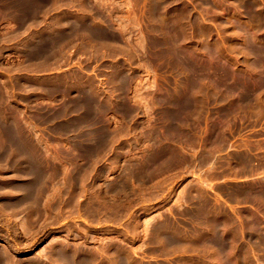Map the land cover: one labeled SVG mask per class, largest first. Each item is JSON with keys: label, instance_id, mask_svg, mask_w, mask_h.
Here are the masks:
<instances>
[{"label": "rangeland", "instance_id": "rangeland-1", "mask_svg": "<svg viewBox=\"0 0 264 264\" xmlns=\"http://www.w3.org/2000/svg\"><path fill=\"white\" fill-rule=\"evenodd\" d=\"M87 1L99 13L77 7L75 0L72 5L67 0H0V264H75L70 255L81 261L89 256L92 264H224L213 259V242L209 243L213 200L229 214L219 217L221 229L217 227L229 239L227 249L233 248L235 256L247 252L249 261L242 260L243 264H263L264 198L257 190L264 180V113L254 119L241 115L240 107L246 101L264 103V0ZM62 14L87 18L107 29L109 43L118 47L116 55L113 51L93 55L74 42L63 48V39L55 32L63 25ZM173 21L178 28L167 30L166 23ZM114 62L125 70L121 94L111 76ZM75 73L92 78L98 84L97 97L110 108L98 105L96 111L86 113L79 91L67 94L53 87L72 80ZM73 98L79 100L74 107L70 105ZM221 102L230 118L228 126L220 121L226 126L228 144L219 154L230 159L233 151L243 149L254 169L242 170L241 164H235L234 172L215 178L213 169L222 166L213 167L212 129ZM171 107H183L182 115L189 117L178 118L177 128H171L166 117ZM187 129H192L189 137ZM161 142L174 153L168 168L154 172L142 184L128 179L117 190L110 189L114 180L127 174L125 167L136 166L135 162L140 167L150 150L158 155ZM204 153L211 156L200 163ZM30 179L35 182L31 184ZM243 185L249 190L237 197L235 190ZM191 192L197 201L191 202ZM202 201L205 204L198 206ZM202 207L207 216L199 215ZM186 211L190 222L178 218H187ZM251 212L256 213V226ZM208 215L210 224L204 222ZM166 216L175 222L166 232L194 237L187 250L197 255L165 249L157 224ZM120 253L122 258L117 260Z\"/></svg>", "mask_w": 264, "mask_h": 264}, {"label": "bare ground", "instance_id": "bare-ground-1", "mask_svg": "<svg viewBox=\"0 0 264 264\" xmlns=\"http://www.w3.org/2000/svg\"><path fill=\"white\" fill-rule=\"evenodd\" d=\"M156 1V0H155ZM60 2V1H59ZM137 2V1H136ZM46 3V2H45ZM60 3H62V2H60ZM59 3V4H60ZM67 5H72L73 3H74V0H67ZM130 3V2H129ZM65 4V3H64ZM92 4L93 3H91V5H90V2H89V4H88V1L87 0H79V1H77V0H75V3H74V5H76L77 7H79V8H82L83 6H85V8L86 7H89L88 9H90V10H94V11H97L94 7L95 6H92ZM5 5V4H4ZM33 7V6H32ZM68 7V6H67ZM73 7V6H72ZM35 8V7H34ZM76 8V7H75ZM92 8H94V9H92ZM37 9V8H36ZM41 9V8H40ZM48 9V8H47ZM51 9V8H50ZM78 9V8H77ZM84 9V8H83ZM42 10V9H41ZM81 10V9H80ZM79 10V11H80ZM100 9H98V11H99ZM148 10H150V9H148ZM21 11V10H20ZM84 11V10H83ZM89 11V10H88ZM87 11V12H88ZM97 11V12H98ZM105 11V10H104ZM9 12H11V11H9ZM33 12V11H32ZM50 12V11H49ZM81 12V11H80ZM85 12V11H84ZM83 12V13H84ZM90 12V11H89ZM146 12V11H145ZM144 12V13H145ZM151 12V11H150ZM38 13V12H37ZM43 13V12H42ZM75 13V12H74ZM95 14V12H92V14ZM99 13V12H98ZM160 12H158V15H160L159 14ZM40 14V13H39ZM71 14V13H70ZM97 14V13H96ZM95 14V15H96ZM157 13L156 12H152V15L151 16H153L154 18H157V15H156ZM162 14V13H161ZM34 15V14H33ZM91 15V14H90ZM163 15V14H162ZM73 16H75L74 14H73ZM92 16V15H91ZM94 16V15H93ZM76 17H77V15H76ZM132 17V16H131ZM150 17V16H149ZM148 17V18H149ZM15 18V17H14ZM18 19V18H17ZM52 19V18H51ZM58 19V18H57ZM61 19V22L63 23V25L60 27H57L56 29H55V32H56V35L58 36V37H61V39H63L62 41H63V43H62V46H63V48L65 47H68V45H69V43H72V42H74V44H76L77 46H79V47H81L82 49H84V51H88L90 54H93V55H97V56H106L107 54L106 53H110L109 51H111V53H112V51H113V53L115 54V53H117L116 51L118 50L117 48V46H114L113 44H110L109 43V41H108V35L110 34H108L107 33V29H104V28H101V27H99L98 25H94V24H92L91 23V21L90 20H88L87 18H81L82 20H78L77 18L76 19H74V17H72V15H68V14H62V17L60 18ZM94 19V18H93ZM102 19V18H101ZM135 19V18H134ZM104 20V19H103ZM52 21V20H51ZM153 21V20H152ZM25 22V21H24ZM169 22V21H168ZM168 22L166 23L167 25H166V27H168L167 28V30L168 29H173V28H175L176 29V26H177V28H178V25L176 24V23H174V21H173V23L174 24H172V25H169L168 24ZM112 23V22H111ZM161 23V22H160ZM162 23H164V21H162ZM158 24V23H157ZM165 24V23H164ZM56 25V24H55ZM142 25V24H141ZM58 26V25H57ZM160 26H162V24L160 25ZM174 26V27H173ZM181 26V25H180ZM179 26V27H180ZM122 27V26H121ZM132 27V26H131ZM137 27V26H136ZM158 27V26H157ZM156 27V28H157ZM163 27V26H162ZM161 27V28H162ZM172 27V28H171ZM182 27V26H181ZM154 28V27H153ZM152 28V29H153ZM124 29V28H123ZM147 29V28H146ZM151 29V28H150ZM180 29V28H179ZM149 30V29H148ZM157 30H159L158 28L156 29V31ZM178 30V29H177ZM245 30V29H244ZM155 31V30H154ZM156 31H155V34H156ZM162 31V30H161ZM247 31H249V30H247ZM165 32V31H164ZM172 32V31H171ZM146 33V32H145ZM152 33H154V32H152ZM158 33V32H157ZM161 33V32H160ZM250 33V32H249ZM108 34V35H107ZM163 34V33H162ZM173 34V33H172ZM171 34V35H172ZM185 36V35H184ZM114 37V36H113ZM140 37V36H139ZM162 37V36H161ZM183 37V36H182ZM116 38V37H115ZM145 38V37H144ZM155 38V37H154ZM60 39V38H59ZM58 39V40H59ZM140 39H141V37H140ZM157 39H160V37L159 38H157ZM157 39H155V40H157ZM182 39V38H181ZM117 40V39H116ZM162 40V39H161ZM160 40V41H161ZM168 40V39H167ZM175 40V39H174ZM61 41V40H60ZM253 41V40H252ZM158 43H159V41H157ZM162 42H164V41H162ZM175 42V41H174ZM179 42V41H178ZM156 43V42H155ZM56 44V43H55ZM128 44V43H127ZM161 44V43H160ZM176 44V43H175ZM142 45V44H141ZM146 45V44H145ZM158 45V44H157ZM61 46V45H60ZM126 46V45H125ZM124 46V47H125ZM257 46V45H256ZM264 46V45H263ZM117 47V48H116ZM161 47H162V45H161ZM61 48V47H60ZM126 48V47H125ZM174 48V47H173ZM229 48V47H228ZM68 49V48H67ZM122 52H124L123 50H125L124 48H119ZM226 49V48H225ZM262 49V48H261ZM264 49V48H263ZM262 49V50H263ZM61 50V49H60ZM64 50V49H63ZM80 50V49H79ZM150 50V49H149ZM173 50V49H172ZM218 50V49H217ZM229 50V49H228ZM233 50V49H232ZM249 50V49H248ZM259 50V49H258ZM151 51V50H150ZM160 51V50H159ZM162 51V50H161ZM160 51V52H161ZM227 51V50H226ZM234 51V50H233ZM261 51V50H260ZM64 52V51H63ZM159 52V53H160ZM177 52V51H176ZM229 52V51H228ZM250 52V51H249ZM255 52V51H254ZM72 53V52H71ZM82 53V52H81ZM112 53V54H113ZM262 53V52H261ZM106 54V55H105ZM168 54V53H167ZM217 54V53H216ZM85 55V54H84ZM92 55V56H93ZM116 55V54H115ZM237 55V54H236ZM259 55V54H258ZM263 55V54H262ZM90 56V55H89ZM87 57V56H86ZM149 57V56H148ZM47 58V57H46ZM56 58V57H55ZM102 58V57H101ZM114 58V57H113ZM133 58V57H132ZM162 58V57H161ZM261 58V57H260ZM263 58V57H262ZM261 58V59H262ZM49 59V58H48ZM44 60V59H43ZM106 60V59H105ZM169 60V59H168ZM257 60V59H256ZM45 61V60H44ZM44 61H42V62H44ZM254 61V60H253ZM258 61V60H257ZM157 62V61H156ZM219 63V62H218ZM258 63V62H257ZM114 64V66H113V68H112V72H113V75H111L112 76V79H113V81H114V85H115V90L117 89L119 92H120V94H121V92L123 91V89H125V80H124V82L122 81V79L124 78L123 77V72H125V70L123 69L124 67H123V64H120L119 62H114L113 63ZM125 64V63H124ZM255 64H256V62H255ZM148 65V64H147ZM192 65V64H191ZM253 65V64H252ZM251 65V66H252ZM257 65V64H256ZM255 65V66H256ZM263 65V64H262ZM29 66V65H28ZM166 66V65H165ZM258 66V65H257ZM256 66V67H257ZM261 66V65H260ZM221 67V66H220ZM227 67V66H226ZM247 67H248V65H247ZM246 67V68H247ZM254 67V66H253ZM25 68V70H26V67H24ZM257 68H259V67H257ZM261 68V67H260ZM220 69V68H219ZM262 69H263V67H262ZM33 70V69H32ZM127 70V69H126ZM31 71V70H30ZM83 71V70H82ZM239 71V70H238ZM73 72H79V70H74V71H72V73ZM128 72H131V69H130V71H128ZM133 72V71H132ZM258 72V71H257ZM261 72V71H260ZM264 72V71H263ZM71 74V73H70ZM69 74V75H70ZM126 74V73H125ZM73 75V74H72ZM131 75V74H130ZM241 75V74H240ZM126 76V75H125ZM239 76V75H238ZM242 76V75H241ZM244 77H245V75H243ZM247 76V75H246ZM260 76V75H259ZM92 77V76H91ZM129 77V76H128ZM111 81V80H110ZM264 81V80H263ZM234 82V81H233ZM252 82V81H251ZM60 83V82H59ZM224 83V82H223ZM245 83V82H244ZM50 85V84H49ZM49 85H46V86H49ZM113 85V86H114ZM35 86V85H34ZM24 87V86H23ZM51 87H52V85H51ZM50 87V88H51ZM53 87H55V88H57V90L58 89H60V91L62 90V91H64L65 93L67 92V94H68V91L70 92V91H72V89H75L77 92L79 91V93L83 96V102L85 103V105H86V108L85 107H83V108H85V111H86V113H93V110L99 105V106H101L102 107V109H104V106H106L105 104H104V99H99L100 97H97V93H98V84H95L94 83V81H93V79L92 78H84L83 77V75L81 74V73H75V77L72 79V80H70V81H67L66 83H60V84H56L55 86H53ZM43 88V87H42ZM44 89V88H43ZM225 89V88H224ZM46 90H47V88H46ZM74 90V91H75ZM102 90V89H101ZM114 90V89H113ZM116 90V91H117ZM198 90V89H197ZM43 91V90H42ZM48 91H50V90H47V92ZM59 91V92H60ZM220 91V90H219ZM251 91V90H250ZM44 92V91H43ZM100 92V91H99ZM194 92V91H193ZM238 92V91H237ZM240 92V91H239ZM55 93V92H54ZM117 93V92H116ZM169 93V92H168ZM44 94V93H43ZM48 94H50V93H48ZM74 94H76V93H74ZM119 94V93H118ZM177 94V93H176ZM243 94V93H242ZM264 94V93H263ZM214 95V94H213ZM253 95V94H252ZM68 96V95H67ZM71 96V95H70ZM69 96V97H70ZM162 96V95H161ZM215 96H217V95H215ZM223 96V95H222ZM234 96H235V94H234ZM102 97V96H101ZM152 97V96H151ZM165 97V96H164ZM191 97V96H190ZM194 97V96H193ZM242 97V96H241ZM244 97H245V95H244ZM119 98V97H118ZM177 98V97H176ZM213 98H214V96H213ZM229 98V97H228ZM250 98V96L248 97V99ZM64 99V98H63ZM75 98H73V100L70 102V105H73L72 107H74V105L75 106H77V102L79 101H77V100H74ZM163 99V98H162ZM184 99H186V98H184ZM222 99V98H221ZM221 99H219L220 101H222ZM251 99V98H250ZM255 99V98H254ZM257 99V98H256ZM62 100V99H61ZM170 100V99H169ZM187 100V99H186ZM216 100H218V99H216ZM218 100V101H219ZM225 101H226V99H224ZM232 100V99H231ZM103 101V102H102ZM160 101V100H159ZM213 101H214V99H213ZM217 101V102H218ZM228 101V100H227ZM226 101V102H227ZM260 101H261V99H260ZM260 101H258L257 103H256V101H255V104H254V102L253 101H251V102H253V105H251L250 103H249V101H246L245 103H241V107H240V112H242V114L241 115H250V117L251 116H253L254 117V119H256L257 117H259L262 113H264L263 111H264V103H261ZM237 102V101H236ZM264 102V101H263ZM80 103H82V102H80ZM111 102H109V104H110ZM222 103V102H221ZM225 103V102H224ZM234 103V102H233ZM67 104V103H66ZM226 104V103H225ZM232 104V103H231ZM249 104H250V106H249ZM113 105V104H112ZM184 105V104H183ZM218 105H219V103H218ZM67 106H69V105H67ZM80 106V105H79ZM176 106H177V104H176ZM234 106V105H233ZM239 106H240V104H239ZM101 107L99 108V109H101ZM107 107H109V106H106V108ZM164 107V106H163ZM184 107V106H183ZM183 107H181V108H175V107H171L170 109H169V111H167L166 113H167V115H166V117H167V120L168 121H170L171 122V124H172V126H171V128H177V122H176V120L179 118V120L181 121H184L186 118H189L188 116H183L182 115V110H183ZM192 107V106H191ZM110 108V107H109ZM108 108V109H109ZM214 108H215V106H214ZM64 109V108H63ZM66 109V108H65ZM71 110V109H70ZM188 110V109H187ZM248 110V111H247ZM95 111H96V109H95ZM108 111V110H107ZM184 111V110H183ZM53 112V111H52ZM239 112V111H238ZM249 113V114H246V113ZM85 113V114H86ZM124 113V112H123ZM189 113V112H188ZM187 113V114H188ZM211 113V112H210ZM80 114V113H79ZM214 114V113H213ZM40 115V114H39ZM59 115V114H58ZM191 115V114H190ZM215 116L213 117V167L215 166L216 167V164L218 165H220V169L218 170H215L214 171V169H213V177L215 176V178H216V176H218L219 174H221V173H224V175H227V174H225V172H227L228 170V174H229V172H230V170H232L233 172H234V166H235V164L237 165V164H241V169L242 170H252V168H253V166L250 164V156L248 155V154H246L245 152H242L243 151V149H242V151H240L239 149L238 150H235V151H233V153H231V155H230V159L231 158H233V159H228V157H226V158H223V156H221L219 153H220V151L221 150H223L224 148H225V146L228 144V142H227V132L225 131V127L226 126H222L221 124H220V121H225V123H226V125L228 126L229 124L226 122L227 120H228V118H230V117H228V115H229V110L227 109V107L222 103L219 107H218V109H217V115L216 114H214ZM240 115V116H241ZM207 116V115H206ZM238 116V115H237ZM77 117V116H76ZM196 117V116H195ZM195 117H193V118H195ZM200 117V116H199ZM203 117V116H202ZM242 117V116H241ZM246 117V116H245ZM244 116H243V118H245ZM53 118V117H52ZM242 118V119H243ZM252 118V117H251ZM86 119V118H85ZM197 119H199V118H197ZM211 119V118H210ZM209 119V120H210ZM253 119V120H254ZM78 120V119H77ZM194 120V119H193ZM230 120V119H229ZM89 121V120H88ZM203 121V120H202ZM244 121V120H243ZM165 122H167V121H165ZM200 122V121H199ZM230 122V121H229ZM247 122V121H246ZM256 122V121H255ZM87 123V122H86ZM185 123H186V121H185ZM225 123H223V124H225ZM250 123V122H249ZM168 124V123H167ZM187 124H189L188 122H187ZM184 125V124H183ZM208 125V124H207ZM231 125V124H230ZM181 126V125H180ZM209 126V125H208ZM79 127V126H78ZM188 127V126H187ZM180 128V127H179ZM190 129V128H189ZM199 129V128H198ZM209 129V128H208ZM76 130V129H75ZM121 130V129H120ZM170 130V129H169ZM172 130V129H171ZM182 130V129H181ZM192 130V129H191ZM191 130H190V132H191ZM227 130V129H226ZM161 131V130H160ZM180 131V130H179ZM185 131L186 130H184V133H185ZM228 131V130H227ZM170 132V131H169ZM173 132H175V131H173ZM190 132H189V130L187 129V132H186V134L185 135H187L188 137L189 136H191L190 135ZM233 132V131H232ZM171 133H172V131H171ZM114 134V133H113ZM165 134V133H164ZM163 134V135H164ZM169 134L170 133H167V137L169 136ZM180 134V133H179ZM151 136V135H150ZM175 136V135H174ZM178 136V135H177ZM164 137V136H163ZM163 137H162V139H163ZM173 137V136H172ZM176 137V136H175ZM191 138V137H190ZM112 139V138H111ZM153 139V138H152ZM160 139V138H159ZM165 139H166V137H165ZM165 139H163L164 141H165ZM174 139H176V138H174ZM174 139H172V140H174ZM178 139V138H177ZM189 139V138H188ZM168 140V139H167ZM170 140V139H169ZM190 140H192V139H190ZM176 141V140H175ZM246 141V140H245ZM152 142V141H151ZM180 142V141H179ZM263 142V141H262ZM163 142H161V144H162ZM246 143V142H245ZM29 144V143H28ZM204 144V143H203ZM233 144V143H232ZM173 145V144H172ZM255 145V144H254ZM258 145V144H257ZM153 146V145H152ZM170 146V145H169ZM192 146V145H191ZM159 147V146H158ZM161 148L159 149V154L158 155H155L154 153H153V151H149L148 153H147V155H146V159L144 160V162L143 163H141V166L140 167H138V165L136 164V162H135V165L136 166H132V167H125L126 168V171H128V172H125V173H127L125 176H121L122 178L121 179H119V180H114L115 182H113V184H112V186L110 187V189L112 190V191H115V190H117V188L119 187V186H124L125 185V183H127L128 181V179L130 180L129 182H131V180L132 181H137V183H139V184H142V183H144L145 181H147V179H149V177L154 173V172H158V173H160V172H162V171H164L166 168H168L169 166H170V164H171V159H173L172 157H174V153L172 152V153H169V150L168 149H166V147H165V142H164V144H162L161 146H160ZM168 147V146H167ZM169 148V147H168ZM174 149V148H173ZM171 150V149H170ZM131 151V150H130ZM175 151V150H174ZM177 151V150H176ZM32 152V151H31ZM231 152V151H230ZM144 153V152H143ZM176 153V152H175ZM100 154V153H99ZM181 154V153H180ZM179 155V154H178ZM210 154H206V153H204V154H202L201 156H200V158H199V162L201 163V162H206L205 161V159H206V157H209L210 158V156H209ZM83 156V155H82ZM85 156V155H84ZM34 157V156H33ZM259 157V156H258ZM35 159V158H34ZM88 159V158H87ZM192 159V158H191ZM98 160V159H97ZM96 160V161H97ZM210 160V159H209ZM208 160V161H209ZM233 160V161H232ZM2 161V160H1ZM0 161V162H1ZM117 161V160H116ZM134 162V161H133ZM132 162V163H133ZM39 163V162H38ZM50 163V162H49ZM90 163V162H89ZM96 163V162H95ZM131 163V162H130ZM138 163V162H137ZM224 163H227L226 165H224ZM203 164V163H202ZM94 165V164H93ZM174 165V164H173ZM46 166V165H45ZM128 166V165H127ZM130 166V165H129ZM83 167V166H82ZM172 167V166H171ZM212 167V166H211ZM214 167V168H215ZM10 168V167H9ZM28 168H30V167H28ZM111 168V167H110ZM217 168H219V166L217 167ZM259 168V167H258ZM33 169V168H32ZM76 169V168H75ZM81 169V168H80ZM89 169H91V168H89ZM102 169V168H101ZM114 169V168H113ZM254 169V168H253ZM263 169V168H262ZM23 170V169H22ZM28 170V169H27ZM30 170V169H29ZM82 170V169H81ZM105 170H107V169H105ZM238 170V169H237ZM102 171H103V169L102 170H100V172L102 173ZM108 171H110V170H108ZM71 172V171H70ZM75 172V171H74ZM98 172V171H97ZM104 172V171H103ZM124 172V171H123ZM71 173H73V172H71ZM89 173V172H88ZM99 173V172H98ZM97 173V174H98ZM231 173V172H230ZM94 174V173H93ZM124 174V173H123ZM78 175V174H77ZM85 175V174H84ZM100 175V174H99ZM223 175V174H222ZM244 175V174H243ZM89 176V175H88ZM97 176V175H96ZM101 176V175H100ZM220 176V175H219ZM249 176V175H248ZM70 177V176H69ZM83 177V176H82ZM210 177V176H209ZM222 177V176H221ZM74 178H76V177H74ZM77 178H79V177H77ZM81 178V177H80ZM91 178V177H90ZM225 178V177H224ZM85 179V178H84ZM167 179V178H166ZM49 180V179H48ZM52 181V180H51ZM104 181V180H103ZM110 181V180H109ZM112 181H113V179H112ZM127 181V182H126ZM5 182H7V181H5ZM29 182L31 183V184H33L34 182H35V180H33V179H30L29 180ZM81 182V181H80ZM105 182V181H104ZM111 182V181H110ZM260 182H261V185H260V187H258L259 189L257 190V192H258V194H259V196L260 197H262V198H264V180L263 181H261L260 180ZM103 183V182H102ZM148 183V182H147ZM160 183V182H159ZM69 184V183H68ZM131 184V183H130ZM194 184V183H193ZM90 185V184H89ZM106 185H107V183H106ZM157 185V184H156ZM200 185V184H199ZM148 186V185H147ZM160 186V185H159ZM162 186V185H161ZM39 187V186H38ZM130 187V186H129ZM156 187V186H155ZM79 188V187H78ZM81 188V187H80ZM100 188V187H99ZM121 188V187H120ZM184 188V187H183ZM238 188V187H237ZM72 189V188H71ZM74 189V188H73ZM87 189V188H86ZM95 189V188H94ZM108 189V188H107ZM162 189V188H161ZM189 189V188H188ZM5 190V189H4ZM68 190V189H67ZM109 190V189H108ZM151 190V189H150ZM233 190V189H232ZM231 190V191H232ZM248 190H249V186H246V185H243V186H239V188L238 189H236L235 190V193L237 194V197H243V196H245L246 194H247V192H248ZM254 190V189H253ZM69 191V190H68ZM128 191V190H127ZM159 191V190H158ZM164 191V190H163ZM188 191V190H187ZM197 191V190H196ZM256 191V190H255ZM6 192V191H5ZM20 192V191H19ZM104 192V191H103ZM111 192V191H110ZM199 192V191H198ZM202 192V191H201ZM98 193V192H97ZM231 193V192H230ZM234 193V192H233ZM66 194V193H65ZM101 194V193H100ZM103 194V193H102ZM113 194V193H112ZM199 194V193H198ZM69 195V194H68ZM79 195V194H78ZM80 195H81V193H80ZM122 195V194H121ZM138 195V194H137ZM143 195V194H142ZM190 195V194H189ZM230 195V194H229ZM65 196V195H64ZM75 196V195H74ZM73 196V197H74ZM110 196H112V195H110ZM199 196V195H198ZM121 197V196H120ZM143 197V196H142ZM151 197V196H150ZM202 197V196H201ZM117 198V197H116ZM119 198V197H118ZM128 198V197H127ZM148 198V197H147ZM200 198V197H199ZM207 198H210V197H207ZM24 199V198H23ZM71 199V198H70ZM102 199V198H101ZM108 199H109V197H108ZM122 198H120V200H121ZM153 199V198H152ZM202 199V198H201ZM204 199H206V198H204ZM226 199H227V197H226ZM233 199V198H232ZM254 199V198H253ZM123 200V199H122ZM150 200V199H149ZM184 200L185 201H188V199H186V196H184ZM190 200H191V202L192 201H197L196 200V194H195V192L193 193V192H191V195H190ZM189 200V201H190ZM200 200V199H199ZM211 200V199H210ZM243 200V199H242ZM23 201V200H22ZM32 201V200H31ZM77 201V200H76ZM109 201V200H108ZM179 201V200H178ZM232 201V200H231ZM99 202V201H98ZM132 202V201H131ZM205 202H207V200L205 201ZM217 202V201H216ZM216 202H214V200H213V214H211L212 215V217H213V226H212V228H213V239L211 240V241H209V243L211 242H213V259L215 260V258L217 259H222V261H224V264H243L242 263V260H244L245 262H248L249 260H248V256L246 255V253L247 252H244V254L241 252L240 253V255H237V256H235L234 255V252H231L230 250H232V249H230V250H228L227 248H228V244H227V240L229 241V239H227V235L224 233H222L221 231H219L220 229H219V227H218V224H219V217L220 216H228L229 217V214L225 211V207H224V209H222L221 207H220V205L219 204H217ZM237 202V201H236ZM242 202V201H241ZM264 201L262 200V203H263ZM70 203V202H69ZM100 203V202H99ZM122 203V202H121ZM181 203V202H180ZM183 203V202H182ZM189 203V202H188ZM207 203H209V202H207ZM206 203V204H207ZM120 204V203H119ZM192 204V203H191ZM195 204V203H194ZM193 204V206H195ZM200 205H198V203H197V205L198 206H202V205H204L205 203L202 201L201 203H199ZM211 204V203H210ZM3 205V204H2ZM14 205V204H13ZM95 205V204H94ZM97 205V204H96ZM102 205V204H101ZM262 205V204H261ZM74 206V205H73ZM77 206V205H76ZM110 206V205H109ZM179 206V205H178ZM190 206V205H189ZM193 206H190L191 208H194ZM208 206V205H207ZM222 206V205H221ZM29 207V206H28ZM92 207V206H91ZM96 207V206H95ZM112 207H113V205H112ZM154 207V206H153ZM263 207V206H262ZM87 208V207H86ZM260 208V207H259ZM95 209V208H94ZM112 209V208H111ZM146 209V208H145ZM185 209V208H184ZM187 209V208H186ZM196 209V208H195ZM206 209H207V207H206ZM210 209V208H209ZM209 209H208V211H209ZM38 210V209H37ZM97 210V209H96ZM99 211L101 210V209H98ZM97 210V211H98ZM103 210V209H102ZM101 210V211H102ZM118 210H120V209H118ZM123 210V209H122ZM188 210H190L189 208H188ZM202 210V211H201ZM204 209H203V207L202 208H200L199 209V211H198V213H199V215H204V213L206 212L205 210L203 211ZM233 210V209H232ZM249 210V209H248ZM96 211V212H97ZM100 211V212H101ZM105 211V210H104ZM107 211V210H106ZM114 211V210H113ZM124 211V210H123ZM184 211V210H183ZM207 211V212H208ZM234 211H235V209H234ZM240 211V210H239ZM69 212V211H68ZM119 211H116L115 213H118ZM161 212V211H160ZM194 212V211H193ZM203 212V213H202ZM211 212V211H210ZM82 213H83V211H82ZM110 213V212H109ZM108 213V214H109ZM114 213V212H113ZM190 214V212H187L186 211V214ZM195 213V212H194ZM212 213V212H211ZM240 213V212H239ZM246 213V212H245ZM264 213V212H263ZM94 214V213H93ZM111 214V213H110ZM123 214V213H122ZM164 214V213H163ZM188 214H187V217H188ZM206 214V213H205ZM247 214V213H246ZM256 214V213H255ZM255 214H253L252 212H251V215H250V217H251V219L254 221V224H255V226H256V220L257 219H255L256 217H255ZM90 215V214H89ZM100 215V214H99ZM98 215V216H99ZM107 215V214H106ZM121 215V214H120ZM180 215V214H179ZM198 215V216H199ZM210 215V214H209ZM209 215H208V218H205L204 220V222H206V223H209L210 221H211V218L209 217ZM210 215V216H211ZM118 216H119V214H118ZM176 216V215H175ZM205 216H207V214L205 215ZM97 217V216H96ZM95 217V218H96ZM112 217V216H111ZM114 217V216H113ZM161 217V216H160ZM93 218V217H92ZM178 218H179V216H178ZM191 218V217H190ZM196 218V217H195ZM202 218V217H201ZM221 218V217H220ZM130 219V218H129ZM173 219V218H172ZM230 220V218H227V220ZM232 219H233V217H232ZM88 220V219H87ZM95 220V219H94ZM146 220V219H145ZM189 220V219H188ZM196 219H194V221H195ZM92 221V220H91ZM131 221V220H130ZM143 221V220H142ZM150 221V220H149ZM178 221V220H177ZM196 221H198V220H196ZM118 222V221H117ZM133 222V221H132ZM140 222V221H139ZM153 222V221H152ZM224 222V221H223ZM243 222H244V220H243ZM134 223V222H133ZM131 224V223H130ZM147 224V223H146ZM153 224H154V222H153ZM157 224V223H156ZM210 224V223H209ZM208 224V225H209ZM228 224V223H227ZM152 225V224H151ZM157 225H159L160 227H161V229H160V232H159V234H158V238L160 239V241H162L163 243L162 244H164L165 245V249L166 248H168V247H170V248H174V250H179V253H180V251L182 250V251H185L186 250V252L187 251H189V250H187V249H191V247H190V243H191V241L192 240H194V237L193 238H191V239H188L189 237H187L186 236V234L184 233V234H182V233H180V234H177L176 236L175 235H173V236H171V235H169L166 231H168L169 230V228H170V226H175V222H173V221H171V219L170 218H168L167 216L163 219V221H161L160 223L158 222V224ZM178 225V224H177ZM196 225H198V224H196L195 223V227H196ZM207 225V224H206ZM252 225V224H251ZM129 226V225H128ZM133 226H135V225H133ZM201 225H199V227H200ZM205 226V225H204ZM229 226V225H228ZM261 226V225H260ZM259 226V227H260ZM69 227V226H68ZM198 227V228H199ZM202 227V226H201ZM206 227V226H205ZM204 227V228H205ZM217 227H218V229H217ZM225 227V226H224ZM227 227V226H226ZM236 227V226H235ZM75 228V227H74ZM183 228V227H182ZM193 228H194V226H193ZM197 228V229H198ZM203 228V227H202ZM207 228V227H206ZM223 228V227H222ZM133 229L135 230V227H133ZM174 229V228H173ZM201 229V228H200ZM261 229V228H260ZM81 230V229H80ZM110 230V229H109ZM146 230V229H145ZM187 230H189V229H187ZM204 230V229H203ZM207 230V229H206ZM252 230V229H251ZM257 230V229H256ZM150 231V230H149ZM212 231V230H211ZM133 232V231H132ZM135 232V231H134ZM184 232V231H183ZM187 232V231H186ZM263 232V231H262ZM235 233V232H234ZM242 233V232H241ZM188 234V233H187ZM211 234H212V232H211ZM238 234V233H237ZM264 234V233H263ZM119 235V234H118ZM149 235V234H148ZM205 235H206V233H205ZM208 235V234H207ZM134 236V235H133ZM157 236V235H156ZM156 236L154 237V239L156 238ZM196 236V235H195ZM201 236V235H200ZM200 236H199V238H200ZM238 236V235H237ZM127 238H128V236H126ZM152 237V236H151ZM206 237V236H205ZM230 237V236H229ZM249 237V236H248ZM258 237V236H257ZM256 237V238H257ZM113 238V237H112ZM198 238V236L195 238V240L196 239H199ZM211 238V237H210ZM114 240V239H113ZM207 240H209V238L207 239ZM158 241V240H157ZM160 241H159V243H160ZM198 241V240H197ZM201 241H204V240H201ZM115 242V241H114ZM199 242V241H198ZM206 242V241H205ZM231 242V241H230ZM233 242V241H232ZM258 242V241H257ZM259 242H260V240H259ZM203 244V243H202ZM207 244V243H206ZM249 244V243H248ZM108 245V244H107ZM160 245H161V243H160ZM197 245V244H196ZM209 245V244H208ZM238 245V244H237ZM194 245H192V247H193ZM107 247V246H106ZM112 247H113V244H112ZM111 247V248H112ZM117 247V246H116ZM197 247H199V246H197ZM212 247V246H211ZM232 247V246H231ZM233 247H235V245L233 246ZM124 248V247H123ZM196 248V247H195ZM230 248V247H229ZM118 249H120V248H118ZM160 249V248H159ZM163 250V248L161 249V252H163V253H167V251L166 250ZM212 249V248H211ZM236 249V248H235ZM239 249V248H238ZM104 250V249H103ZM168 250V249H167ZM170 250V249H169ZM173 250V251H174ZM198 250H200V249H198ZM197 250V251H198ZM204 250V249H203ZM202 250V251H203ZM206 250V249H205ZM204 250V251H205ZM234 250V249H233ZM241 250V249H240ZM246 250H247V247H246ZM74 251V250H73ZM121 251V250H120ZM159 251V250H158ZM196 251V250H195ZM103 252V251H102ZM154 252V251H153ZM172 252V251H171ZM190 252V251H189ZM208 252H209V249H208ZM67 253V252H66ZM211 253V252H210ZM236 253V252H235ZM156 254V253H155ZM162 254V253H161ZM168 254V253H167ZM190 256H191V254L192 255H195V254H193V253H188ZM202 255H203V253H201ZM206 254V253H205ZM197 255V254H196ZM198 255H200V254H198ZM207 255H208V253H207ZM262 255V254H261ZM264 255V254H263ZM262 255V256H263ZM84 256V255H83ZM95 256V255H94ZM98 256V255H97ZM127 256V255H126ZM158 256V255H157ZM205 256V255H204ZM69 257V256H68ZM89 257V256H88ZM88 257H85L84 258V261H81V260H79L78 258H76V256H71L70 255V259H71V261L73 260L74 262H75V264H79V263H81V264H92L93 263V260H92V258H88ZM161 257V256H160ZM188 257L189 256H187V259H188ZM199 256H197V259H199L198 258ZM203 257V256H202ZM236 257V259L234 260V258ZM63 258V257H62ZM81 258V257H80ZM113 258H115L114 257V255H113ZM120 258H122V254L120 253V256H118L117 257V260L118 259H120ZM252 258V257H251ZM260 258V257H259ZM258 258V259H259ZM263 258H264V256H263ZM262 258V259H263ZM190 259H191V257H190ZM197 259H195V258H193V259H191V260H194V261H196ZM209 259V258H208ZM261 259V260H262ZM90 260H92V263H91V261ZM109 260V259H108ZM129 260V259H128ZM214 260H213V262H214ZM257 260V259H256ZM132 261V260H131ZM204 261H205V259H204ZM216 261V260H215ZM219 261V260H218ZM262 261H264V259L262 260ZM261 261V262H262ZM77 262H79V263H77ZM116 262V261H115ZM118 262V261H117ZM116 262V263H117ZM140 262V261H139ZM177 262V261H176ZM202 262V261H201ZM244 262V263H245ZM33 262H28L27 264H32ZM125 263V262H124ZM132 263V262H131ZM203 263V262H202ZM201 263V264H202ZM263 264H264V262H262ZM24 264V263H23ZM104 264V263H103ZM138 264V263H137ZM162 264V263H161ZM174 264H175V262H174ZM210 264V263H209ZM222 264V263H221Z\"/></svg>", "mask_w": 264, "mask_h": 264}, {"label": "flooded vegetation", "instance_id": "flooded-vegetation-1", "mask_svg": "<svg viewBox=\"0 0 264 264\" xmlns=\"http://www.w3.org/2000/svg\"><path fill=\"white\" fill-rule=\"evenodd\" d=\"M180 219H182V221L183 222H190V220H188L189 219V217H187V218H184V217H179ZM180 219H178V220H180Z\"/></svg>", "mask_w": 264, "mask_h": 264}]
</instances>
